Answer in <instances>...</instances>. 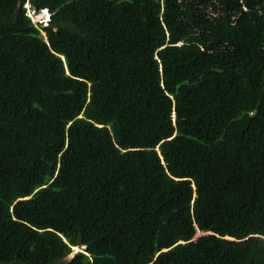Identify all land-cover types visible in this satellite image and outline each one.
I'll return each mask as SVG.
<instances>
[{
  "label": "trees",
  "instance_id": "obj_1",
  "mask_svg": "<svg viewBox=\"0 0 264 264\" xmlns=\"http://www.w3.org/2000/svg\"><path fill=\"white\" fill-rule=\"evenodd\" d=\"M0 264H264V0H0Z\"/></svg>",
  "mask_w": 264,
  "mask_h": 264
},
{
  "label": "clouds",
  "instance_id": "obj_2",
  "mask_svg": "<svg viewBox=\"0 0 264 264\" xmlns=\"http://www.w3.org/2000/svg\"><path fill=\"white\" fill-rule=\"evenodd\" d=\"M24 8H25V10H26V13H27V16L31 19V21L33 22V24L34 25H36V26H42V27H46L47 26V24L49 23V21H50V13L47 11V9H44V10H42L40 13H38V14H36V13H34L32 10H31V8L29 7V4L28 3H26L25 5H24ZM41 14H43L45 17L44 18H40V19H37L36 21H33V19H32V16H39V15H41ZM74 249V248H73ZM78 249V248H77ZM80 252V251H79ZM77 253V252H76ZM75 254V253H74ZM74 254H72V256L74 255Z\"/></svg>",
  "mask_w": 264,
  "mask_h": 264
},
{
  "label": "rangeland",
  "instance_id": "obj_3",
  "mask_svg": "<svg viewBox=\"0 0 264 264\" xmlns=\"http://www.w3.org/2000/svg\"><path fill=\"white\" fill-rule=\"evenodd\" d=\"M44 17L45 16L43 14H41V15L36 16V17L35 16H32V19H33V21H36L37 19L44 18ZM208 233L209 232H207V231L202 232V231H198L197 230L196 233H195V239L199 238L202 235L208 234ZM78 251H80V249L75 248V249H73V253L72 254H74V253H76ZM72 254L68 258H70L72 256Z\"/></svg>",
  "mask_w": 264,
  "mask_h": 264
},
{
  "label": "water",
  "instance_id": "obj_4",
  "mask_svg": "<svg viewBox=\"0 0 264 264\" xmlns=\"http://www.w3.org/2000/svg\"><path fill=\"white\" fill-rule=\"evenodd\" d=\"M78 252H79V251H78ZM71 257H72V256H71ZM71 257H70V258H71Z\"/></svg>",
  "mask_w": 264,
  "mask_h": 264
},
{
  "label": "bare ground",
  "instance_id": "obj_5",
  "mask_svg": "<svg viewBox=\"0 0 264 264\" xmlns=\"http://www.w3.org/2000/svg\"><path fill=\"white\" fill-rule=\"evenodd\" d=\"M75 249V248H74Z\"/></svg>",
  "mask_w": 264,
  "mask_h": 264
}]
</instances>
